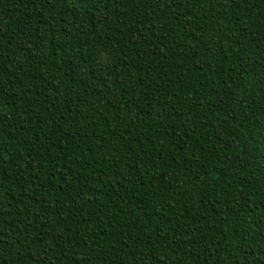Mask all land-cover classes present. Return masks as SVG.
<instances>
[{"label": "trees", "instance_id": "1", "mask_svg": "<svg viewBox=\"0 0 264 264\" xmlns=\"http://www.w3.org/2000/svg\"><path fill=\"white\" fill-rule=\"evenodd\" d=\"M0 264H264V0H0Z\"/></svg>", "mask_w": 264, "mask_h": 264}]
</instances>
